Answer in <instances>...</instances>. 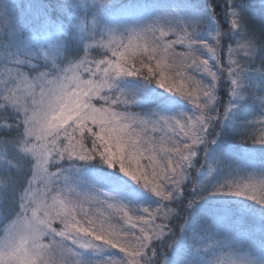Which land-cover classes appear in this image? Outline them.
I'll use <instances>...</instances> for the list:
<instances>
[{
  "label": "snow or ice",
  "instance_id": "1",
  "mask_svg": "<svg viewBox=\"0 0 264 264\" xmlns=\"http://www.w3.org/2000/svg\"><path fill=\"white\" fill-rule=\"evenodd\" d=\"M0 264H264V0H0Z\"/></svg>",
  "mask_w": 264,
  "mask_h": 264
},
{
  "label": "trees",
  "instance_id": "2",
  "mask_svg": "<svg viewBox=\"0 0 264 264\" xmlns=\"http://www.w3.org/2000/svg\"><path fill=\"white\" fill-rule=\"evenodd\" d=\"M134 0H111L112 4H115L117 7L121 6V5H130V2H133ZM106 7H110V5H106ZM90 19V17H89ZM139 61H137L138 63ZM225 99V97L223 98ZM223 108H221L222 111ZM250 203V202H249Z\"/></svg>",
  "mask_w": 264,
  "mask_h": 264
},
{
  "label": "rangeland",
  "instance_id": "3",
  "mask_svg": "<svg viewBox=\"0 0 264 264\" xmlns=\"http://www.w3.org/2000/svg\"><path fill=\"white\" fill-rule=\"evenodd\" d=\"M143 1H148L149 3L151 2V0H143ZM130 4H135V3H130ZM107 5V4H106ZM105 5V6H106ZM90 19H91V17H90ZM225 100H226V97H225ZM222 108V107H221ZM220 111H221V109H220ZM222 111H223V109H222ZM243 177H238V179H242ZM256 179H258V177H256ZM215 198H209V203L210 202H212V200H214Z\"/></svg>",
  "mask_w": 264,
  "mask_h": 264
}]
</instances>
